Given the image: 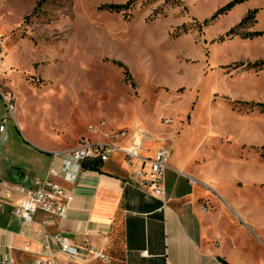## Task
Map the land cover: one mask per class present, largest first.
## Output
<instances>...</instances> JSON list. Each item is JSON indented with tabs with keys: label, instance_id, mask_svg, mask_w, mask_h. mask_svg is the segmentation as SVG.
I'll list each match as a JSON object with an SVG mask.
<instances>
[{
	"label": "rangeland",
	"instance_id": "obj_1",
	"mask_svg": "<svg viewBox=\"0 0 264 264\" xmlns=\"http://www.w3.org/2000/svg\"><path fill=\"white\" fill-rule=\"evenodd\" d=\"M129 1L125 14L105 8ZM230 1L0 0V91L15 98L24 127L48 140L76 146L108 129H141L146 141L166 137L173 155H212V168L228 161L229 193L255 204L261 222L264 68L253 64L264 61V0H245L203 25ZM251 31L263 34L243 36ZM181 126L183 141L174 144ZM254 161L261 181L248 187ZM208 186L221 201L220 188ZM244 223L264 240L263 225Z\"/></svg>",
	"mask_w": 264,
	"mask_h": 264
},
{
	"label": "crops",
	"instance_id": "obj_2",
	"mask_svg": "<svg viewBox=\"0 0 264 264\" xmlns=\"http://www.w3.org/2000/svg\"><path fill=\"white\" fill-rule=\"evenodd\" d=\"M7 115L0 97V123ZM184 130L181 126L172 132L174 144L183 141ZM86 139L103 138L90 134ZM168 141L166 137L146 141L141 153L153 156L163 145L170 148ZM76 146L48 140L24 127L19 113L0 131V264H34L45 259V234L56 232L79 247L92 244L102 248L109 260L59 253L55 264H264V240L244 223L262 227L264 220L254 216L255 204L229 193L228 184L234 183H230L233 173L228 161L212 168V155L198 160L196 155H173L171 151L165 195L156 197L135 185L134 173L143 162L131 168L119 152L106 161L96 160V169L85 166L94 159L86 161L75 183L50 176V169L62 166L54 152ZM233 160L244 172V163L236 157ZM255 161L245 171L244 185L248 187L261 181ZM48 177L72 193L67 215L60 219L39 212L31 223H25L14 214V207L28 191L39 188L37 180ZM209 184L225 195L219 196L221 201Z\"/></svg>",
	"mask_w": 264,
	"mask_h": 264
},
{
	"label": "built area",
	"instance_id": "obj_3",
	"mask_svg": "<svg viewBox=\"0 0 264 264\" xmlns=\"http://www.w3.org/2000/svg\"><path fill=\"white\" fill-rule=\"evenodd\" d=\"M2 60L3 44L0 41V61ZM0 97L8 112L0 123V131H3L11 115L15 119L16 101L10 93L0 92ZM169 122L166 121V123ZM101 125L104 127L105 123ZM89 131L98 133L97 128L93 126L89 127ZM145 135L141 129L101 131L99 137L103 139L95 141L84 139L72 149L54 152L55 157L61 158L62 166L59 170L50 169L49 175H59L66 181L75 183L86 161L94 159L103 162L119 152L124 155L127 165L131 168L139 161L143 162V166L134 173L135 185L147 190L153 196L164 197L165 176L169 167L171 150L163 145L155 151L153 156H143L141 152L147 138ZM145 164L147 167L144 166ZM37 183L40 185L39 188L27 192L26 197L15 205L14 214L22 218L25 223H31L39 212L60 219L65 218L72 201V193L49 177L43 181L37 180ZM43 250L45 259H37L34 264H55L59 253L70 258L83 256L103 262L109 260L102 248L92 244L79 247L60 232L45 234Z\"/></svg>",
	"mask_w": 264,
	"mask_h": 264
},
{
	"label": "trees",
	"instance_id": "obj_4",
	"mask_svg": "<svg viewBox=\"0 0 264 264\" xmlns=\"http://www.w3.org/2000/svg\"><path fill=\"white\" fill-rule=\"evenodd\" d=\"M245 0H231L230 2H228L227 4H225L224 6H222L221 8H219L218 10H216V12L208 19L203 21V25H209L210 23H212L217 17H219L222 14L227 13L228 11H230L233 7H235L236 5L244 2ZM132 3L133 1H129L126 4H110V5H106L105 8L108 9L111 12H124V14L127 12V10H129L132 7ZM257 12V9L252 10L248 16H245L240 23L237 26H243L245 25L249 19H254L255 18V13ZM235 28L233 27L231 28L228 32L225 33L224 36H221L219 40H223L226 36H231L232 34H235ZM263 34L262 31H251L248 33H244V37H248V38H254V37H258L261 36ZM119 66H121L122 68H124V72L127 76H129L128 70L125 66H123L121 63H118ZM253 66L257 67L258 69H262L264 68V61H258L256 63L253 64ZM251 104L253 106H259V107H263L262 103H248ZM92 160V159H91ZM99 162L96 160L93 161H89L87 163H85V166L91 169H96L98 166Z\"/></svg>",
	"mask_w": 264,
	"mask_h": 264
}]
</instances>
